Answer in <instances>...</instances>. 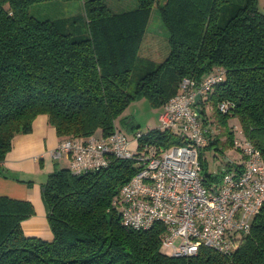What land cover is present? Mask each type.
Here are the masks:
<instances>
[{
  "label": "trees",
  "instance_id": "obj_1",
  "mask_svg": "<svg viewBox=\"0 0 264 264\" xmlns=\"http://www.w3.org/2000/svg\"><path fill=\"white\" fill-rule=\"evenodd\" d=\"M41 1L49 0H0V175L6 176L1 163L13 137L30 132L39 114L59 141L97 132L107 137L123 131L116 120L123 121L131 99L143 96L161 108L183 78L200 83L210 74L219 78L200 105L202 120H210L209 108L215 116L210 121L221 126L235 118L264 157V11L257 0H135V7L116 11L107 0H77L83 14L71 26V18L32 15L30 6ZM153 8L168 45L154 66L139 56ZM229 127L228 143L235 139ZM131 131L142 132L139 147L184 143L159 125ZM219 136L207 147L221 143ZM204 161L201 154V175L209 181L214 174H204ZM223 161V169L239 171L242 164ZM135 162L113 156L93 170L73 173L67 166L49 173L42 189L49 238L24 233L30 201L0 195V264H264V205L228 252L200 246L193 255L173 256L162 250V223L124 225L114 202L137 171Z\"/></svg>",
  "mask_w": 264,
  "mask_h": 264
},
{
  "label": "built area",
  "instance_id": "obj_2",
  "mask_svg": "<svg viewBox=\"0 0 264 264\" xmlns=\"http://www.w3.org/2000/svg\"><path fill=\"white\" fill-rule=\"evenodd\" d=\"M218 78L210 74L200 83L183 78L178 91L161 106L159 127L177 132L183 144L139 147L142 132L129 138L115 130L107 137L63 139L50 156L66 157L73 173L103 167L113 156L133 158L138 169L120 186L114 202L124 225L147 229L162 223L161 246L173 256L193 255L200 246L228 252L237 237L249 231L253 216L264 205V157L234 125L235 147L242 155L239 171L223 169L209 181L201 175L202 148L217 130L210 120H202L200 105ZM219 108L226 111V103Z\"/></svg>",
  "mask_w": 264,
  "mask_h": 264
},
{
  "label": "rangeland",
  "instance_id": "obj_3",
  "mask_svg": "<svg viewBox=\"0 0 264 264\" xmlns=\"http://www.w3.org/2000/svg\"><path fill=\"white\" fill-rule=\"evenodd\" d=\"M107 2L114 11L123 8L131 9L135 7L136 4L135 0H107ZM29 11L32 15L40 19H55L57 17L71 18L68 19L67 23V26H71L73 21L72 19H74L78 14H83V7L81 2L77 0H49L32 4L29 8ZM80 27L81 32H83V25L80 24ZM167 53V31L159 18L157 10L153 8L147 24L145 35L141 41L139 56L142 57L144 62H148L154 66L156 63L162 61ZM136 71L137 67H135V70H133L131 73L132 80ZM159 112V106H153L145 97L138 96L131 99L128 105L122 111L121 118L123 121L120 122L118 118L116 123L122 130L125 132L127 131L128 134L131 131V127H136L140 130H148L158 125ZM211 112L212 109L209 108V113L206 115V117H208L210 120H213L212 118L215 116L214 114H210ZM212 124L217 130H214L215 137H218L222 132L225 135L221 134L219 136L221 143L217 144L216 146L202 148V154L205 159L203 167L204 174H219L225 166L223 161L225 157L231 159L232 161L242 160L241 152L235 147L238 141L237 135L234 132V137L236 139L230 140V143H228L226 140L227 134L224 132L230 128L229 126L233 127L238 123L236 121L229 120L228 126L224 127L214 120ZM47 153L50 155L48 151ZM62 167H66V163H61L60 168ZM42 202L44 204L43 199ZM162 250L164 252H168V249L166 248H163Z\"/></svg>",
  "mask_w": 264,
  "mask_h": 264
},
{
  "label": "crops",
  "instance_id": "obj_4",
  "mask_svg": "<svg viewBox=\"0 0 264 264\" xmlns=\"http://www.w3.org/2000/svg\"><path fill=\"white\" fill-rule=\"evenodd\" d=\"M257 4L264 11V0H257ZM125 133L132 137V131ZM95 135L97 137L100 133ZM58 142L55 128L48 123L47 116L39 114L34 118L30 132L13 137L11 148L1 163L6 176L0 175V195L28 200L33 206V213L21 223L25 234L51 236L42 189L49 173L60 168L61 163L68 166L66 157L55 159L47 153Z\"/></svg>",
  "mask_w": 264,
  "mask_h": 264
}]
</instances>
